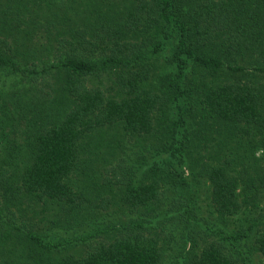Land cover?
<instances>
[{
  "label": "trees",
  "instance_id": "16d2710c",
  "mask_svg": "<svg viewBox=\"0 0 264 264\" xmlns=\"http://www.w3.org/2000/svg\"><path fill=\"white\" fill-rule=\"evenodd\" d=\"M80 4L0 0V264H264V0Z\"/></svg>",
  "mask_w": 264,
  "mask_h": 264
},
{
  "label": "rangeland",
  "instance_id": "374dc122",
  "mask_svg": "<svg viewBox=\"0 0 264 264\" xmlns=\"http://www.w3.org/2000/svg\"><path fill=\"white\" fill-rule=\"evenodd\" d=\"M80 1H82L86 5L88 0H79V2ZM84 4L79 5V21L80 22L83 19V16H85L86 14V8ZM202 190L204 191V187L202 188ZM255 261L259 264L262 262L261 260H259V257H255Z\"/></svg>",
  "mask_w": 264,
  "mask_h": 264
}]
</instances>
